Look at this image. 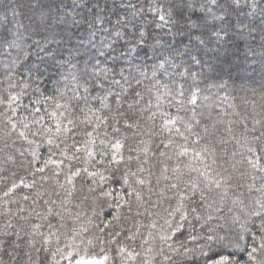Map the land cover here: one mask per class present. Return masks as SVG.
I'll return each instance as SVG.
<instances>
[{"label":"snow or ice","instance_id":"6c2138e0","mask_svg":"<svg viewBox=\"0 0 264 264\" xmlns=\"http://www.w3.org/2000/svg\"><path fill=\"white\" fill-rule=\"evenodd\" d=\"M251 6L258 24L241 0H158L146 27L122 0L71 17L64 0H0V123L4 147L20 145L5 163L23 172L0 188L17 204L0 212V264H264V111L227 123V109L197 111L202 77L264 79V0ZM245 34L262 50L245 44L250 64L237 62ZM125 64H151L143 104Z\"/></svg>","mask_w":264,"mask_h":264},{"label":"trees","instance_id":"16d2710c","mask_svg":"<svg viewBox=\"0 0 264 264\" xmlns=\"http://www.w3.org/2000/svg\"><path fill=\"white\" fill-rule=\"evenodd\" d=\"M9 2H15V0H9ZM85 0H64V7L62 8V11L65 12L68 16H74L77 13H83L86 10L83 7ZM112 0H109V3H111ZM117 4L121 3V0H115ZM124 5H128L129 3L135 5L137 8H143V13L140 16H137V19L140 20L146 27H149L152 24L153 21V13L149 12V7H154L158 0H122ZM203 3L210 4V0H202ZM261 0H255V3L259 5ZM253 3V0H241V7L243 9L241 15L247 16V20L251 21L253 24H258L261 19V12L260 8L256 7L253 8L251 5ZM131 9H121V15H124L126 12H130ZM4 12L2 9H0V16H3ZM8 19H12V14L8 13ZM19 19H23V17H19ZM113 24L115 23V16L111 17ZM25 24L28 23L27 20L23 21ZM11 26H15L14 24ZM251 44L255 53H256V59L259 58V55L261 54L262 50L258 46L260 43L259 40V34L256 36V41L253 42L250 37L245 34L244 38H241L240 43V51L238 53L239 55V61L238 63H252L253 57L252 52L248 51V48L245 47V44ZM249 57L248 61H245V56ZM259 67V65H257ZM120 69L117 68V72H119ZM144 71L147 72L148 76L151 77V64H149L148 67L137 69L135 67H129L126 64L124 65V76L128 77L129 80L132 83V86L135 90L140 91L142 95L144 96V100L141 101V104H143L145 101L149 99V89L151 90L152 94L154 95L156 92V88L153 86L154 82L150 79H145L140 75V72ZM4 72L5 69L3 67H0V91H3L4 89H7V82L4 80ZM129 72L132 73V76H129ZM235 75V74H234ZM242 76L249 77L248 79H240L237 80L235 83L229 82L228 86L224 89H219L215 87L214 85L218 83V81L212 79V78H200V80L197 82V86L201 89V100H200V106L198 107V112H203L205 115L208 113H211L214 117L217 111L223 112L225 109H227L229 115L224 117L225 123H227L230 120H238L239 117H236L234 115L235 112H239L241 116H248L249 118L252 117L254 113H261L264 111V79L261 78V74L259 72L253 74L251 72H245L241 73ZM132 77H135V79H132ZM117 80L121 79L119 75L115 77ZM140 80L141 83L139 85L136 84V80ZM161 83H169L168 78L166 76L159 77ZM189 83H191V80H189ZM127 87V85H124ZM115 87V86H114ZM187 87V85H185ZM116 91H119V88H116ZM162 91V89H161ZM31 92V90H29ZM102 94V93H101ZM227 96L228 99L224 101L223 106L220 109L216 108V105L220 104V102L223 100V98ZM204 97H207L205 100ZM127 101L129 103L133 102L135 99L134 96L129 95L127 98ZM253 101H255V104H253ZM24 102L27 103V98L24 99ZM229 105H232V107H229ZM97 107L99 105L97 104ZM113 107H115L113 105ZM125 109L127 108V104H125ZM259 118V117H257ZM235 127V125H234ZM122 132H127L129 136V143L132 144L134 147L136 143L139 141L141 137L139 136H132L131 132L128 130H125L122 128ZM237 134H239V130H237ZM7 138L4 135L3 130V124L0 123V169H3V171H0V176H3L5 179L3 182H0V188H3L5 184H10L12 179L15 177L13 176V173H16L17 176L23 174L22 169L19 167H14L11 163H5L7 154L10 152L15 151V147H19V142L17 145L10 146L9 148L4 147L5 140ZM144 139H147V137H144ZM178 139V138H177ZM158 140L157 138H153V147L155 145V142ZM9 144L11 145V141H9ZM229 151H231V147L229 148ZM19 164V158H17V165ZM135 168V164H133V169ZM246 169H242V171H245ZM236 177L240 178L239 172L236 173ZM17 200L19 201V196H17ZM91 202L89 201L88 204ZM22 206H27L26 203L21 202ZM17 204L12 203L9 205H5L2 201H0V212H4L6 208H11L13 212L16 211ZM90 215V212H89ZM15 219H13V223H15ZM33 222L38 223L39 221L33 220ZM7 223V220L4 216H0V229H3L5 224ZM0 257L4 261H9V257L6 255L0 254ZM62 264H66V262H62Z\"/></svg>","mask_w":264,"mask_h":264}]
</instances>
